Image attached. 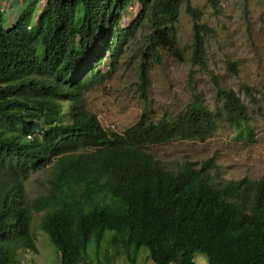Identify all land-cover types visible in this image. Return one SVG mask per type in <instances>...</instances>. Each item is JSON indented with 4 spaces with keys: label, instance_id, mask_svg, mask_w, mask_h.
<instances>
[{
    "label": "trees",
    "instance_id": "16d2710c",
    "mask_svg": "<svg viewBox=\"0 0 264 264\" xmlns=\"http://www.w3.org/2000/svg\"><path fill=\"white\" fill-rule=\"evenodd\" d=\"M24 2L5 26L0 0V264L38 251L35 212L61 264H139L143 252L154 264H264V175L227 178L214 157L183 158L173 169L148 149L205 141L221 119L238 139H253L250 109L234 89L218 84L215 110L193 98L175 115L143 112L123 131L85 105V92L118 68L140 28L178 54L181 7L197 15L190 0ZM206 31L195 23L199 64ZM42 168L48 191L28 201L25 181Z\"/></svg>",
    "mask_w": 264,
    "mask_h": 264
},
{
    "label": "rangeland",
    "instance_id": "374dc122",
    "mask_svg": "<svg viewBox=\"0 0 264 264\" xmlns=\"http://www.w3.org/2000/svg\"><path fill=\"white\" fill-rule=\"evenodd\" d=\"M24 3V0H3L5 26L13 22ZM190 3L197 15L187 11L185 4L181 7L177 21L178 54L173 52L174 48L152 45L150 30L140 28L126 45L118 68L85 92V105L98 115L104 127L123 131L143 112L154 119L164 114L175 115L193 98L215 110L221 106L218 84L232 88L250 109L253 139H238L235 129L221 119L214 135L205 141L177 139L148 149L173 169L183 158L200 161L214 157L227 178L264 175V0H190ZM42 6L40 2L38 8ZM138 10L139 5L130 7L124 25L135 18ZM195 23L204 24L207 29L204 64L192 57ZM143 69L148 81L142 77ZM48 173V168H42L29 175L25 181L28 201L47 193ZM42 214L35 212L32 222L38 251L26 252L22 264H61L55 243L41 229ZM197 260L206 261V257L198 255ZM115 264L125 262L118 260ZM139 264L154 263L143 252Z\"/></svg>",
    "mask_w": 264,
    "mask_h": 264
}]
</instances>
